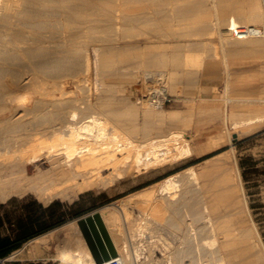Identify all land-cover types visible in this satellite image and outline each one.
<instances>
[{"label": "bare ground", "instance_id": "bare-ground-1", "mask_svg": "<svg viewBox=\"0 0 264 264\" xmlns=\"http://www.w3.org/2000/svg\"><path fill=\"white\" fill-rule=\"evenodd\" d=\"M114 1L0 0V192L2 197L31 191L42 199L50 200L57 196L68 198L71 196H69L71 191L81 192L115 180L135 177L151 169L193 156L192 139L176 129L156 137L153 134V137H145L143 141L138 142L139 131L134 125L136 120H132L134 116L137 118L138 113L135 110L137 107L133 109L134 106L131 104L133 96L125 94V98L117 104L119 106H114L115 103L111 102V97L116 91L123 89V84L127 83L125 81L131 79V81L128 80L130 84L136 81L139 70L143 71L145 80L154 76H159L158 80L164 84L167 80L164 72L155 71L164 62L147 49L151 40L144 37V32H139L134 42L124 43L120 51L123 58L120 59L114 57L116 51L113 52L112 45L102 42L107 34L103 32L104 38L100 35L103 38L99 40L100 44L94 36V40L90 38L92 34L91 36L89 34L94 30L97 31L96 28L113 30L117 28L118 21L114 19L116 13L123 14L125 21L130 25L138 23L143 27L150 20L146 3L152 0H122L123 3H119L120 5L116 4L117 1L113 3ZM177 11L201 15L202 27L209 30L207 33L213 30V22L217 26L215 28H218L221 56H223L222 61L225 67L223 70L227 75L224 84L227 102H245L264 109L263 86L258 87L259 95L254 98L236 99L230 96L232 73L228 62L231 55L238 57L258 55L264 58V10L261 0H199L177 8ZM87 14L91 17L95 15L96 18L93 16L95 19H90L88 15L90 19L88 20L85 16ZM232 18L234 23L259 28L262 34L245 39L229 37L222 30H225ZM121 19L124 21V18ZM60 23L66 31L70 29L69 35L60 34L62 33L59 31ZM151 24L148 26L150 29L156 25L155 23L153 27H150ZM84 28L89 31L86 32L85 29L84 32ZM154 29L159 30V27L155 26ZM133 45L140 49V52L136 51L137 53L133 51L136 54L134 56L129 53ZM90 51L94 55L93 62L90 59ZM192 57H182L178 53L172 55L169 62L173 69L167 82L171 87H174L183 76L185 77L183 69L189 65ZM122 63L130 66L131 63H135L138 70L126 69L127 71L124 70L125 73L120 75L118 65ZM93 65L97 76L95 88L99 95L97 94L96 101L91 102L84 97L85 101L82 100L83 98L80 99L86 104H77L78 100L72 97L74 92L64 91L62 88L63 91H60L59 86L62 84L59 83L71 79L77 88L81 87V82L89 81ZM41 79L51 80L53 87L59 85L55 89L59 88L58 91L63 98L58 97L50 89H44L46 84L42 87ZM11 82L22 86L21 93L14 95ZM187 83L189 84V81ZM50 86L52 88V85ZM165 89L144 88L139 95L141 102L162 107L168 95ZM136 91L135 89L133 92ZM46 95L50 98H46ZM33 100L35 101L31 104ZM123 109L134 115L133 118H130V114V119L123 118L125 113ZM171 114L169 118L174 121L173 125H179L178 111L175 110ZM144 116L148 126L146 135H150L151 127L155 126L156 120L162 119L153 120L154 113L149 111H145ZM263 121L264 112L254 117L235 120L231 128ZM31 168H33L32 173H30ZM186 175H189L188 180L185 179ZM184 179L189 182L192 180V184H198V171L190 167L183 174L177 173L165 178L156 189H150L146 194L145 203L152 201V210L155 214H159L168 206L176 211L181 209L182 205L191 203L194 196L190 187L183 189L181 197L175 194V191L180 190L179 180L183 182ZM119 208L127 222L129 216L124 214L123 208ZM218 208L213 214L206 204L203 208L202 222L187 223V233L184 231L185 234L181 239L182 246L174 248V251L171 248L173 253L167 259L168 264H194L193 262L196 264H264L262 247L258 251H253L252 243L247 244L249 241L246 237L250 227L248 231L247 227L239 231V221L232 217H230L232 219L228 218L230 215L228 216L227 207ZM119 215L121 214L117 207L110 205L93 213L91 217L107 251L112 255H120L124 264H138L137 260L143 252L144 238L151 237L148 220L128 226L127 237L119 228ZM186 216L190 220V211ZM62 230L65 242L62 241L64 245L58 254L61 263L98 264L85 237L78 236L73 225L64 226ZM56 231H51L49 235L55 236ZM121 240L128 244L121 245ZM40 241L43 242V239L41 238ZM187 242L190 243L185 246ZM137 243L139 246H136ZM233 244L238 248L230 252L228 247ZM193 252L196 255L195 261L187 260L186 258ZM208 256L216 258L217 261L210 262ZM237 256L240 257L239 260L235 259Z\"/></svg>", "mask_w": 264, "mask_h": 264}, {"label": "rangeland", "instance_id": "rangeland-1", "mask_svg": "<svg viewBox=\"0 0 264 264\" xmlns=\"http://www.w3.org/2000/svg\"><path fill=\"white\" fill-rule=\"evenodd\" d=\"M115 1H117V5L123 3L122 0ZM115 1L113 3H115ZM192 1L194 3V1L198 2L199 0H152L146 3V5L148 4L146 10L150 18V20L146 22V26L142 27V25L138 23H132V25L135 26L127 24L123 14L116 13L114 19L116 22H119H117V28H114V30L96 28L97 31H92V28V32H89L90 34H85H89L90 36L92 34V37L90 38L93 39L94 36V39H96L98 44L101 43V41L99 43V40H102L107 34L102 42L105 44L109 43L108 45L110 46L112 45L113 52L116 51L114 57L120 59L123 58L120 51H122L124 43L134 42L141 31L145 33L144 37H148L149 40H151L149 43L150 46L147 49L164 62V64L157 67L155 71L164 72V74L167 75L165 84L168 88L165 89L164 82L161 83V81L158 80L159 76H154V78H148L145 80L143 77V71L139 70L137 71L136 81L132 79L134 82L132 81L133 83L131 84V79H128L130 80L129 82L128 80L125 81L127 83L124 82L123 89L116 91L113 94L114 97H111V102L115 103L114 106H119L117 104H120L121 100L124 99L126 95L133 96L131 104L134 106L133 109L137 107V109H135L138 112L136 115L137 118L131 113L126 112L124 109L123 111L125 113H123V118L128 120L129 114L131 119L134 116V119L132 120H136L134 125L138 128V133L141 134H137L138 142L143 141L145 137L151 138L154 135L155 137L165 135L173 129H176L183 132L184 135H187V138L192 139L191 146L194 150L193 156L182 161L151 169L148 172H143L135 177L115 180L112 183L92 187L81 192L71 191L69 193V196H71L68 198L57 196L50 200L42 199L39 198L36 193L31 191L23 194H11L7 197H2L0 192V238H11V242L17 247L4 258L6 259L5 264L60 263L61 261L58 259V254L63 248L64 243L62 241L65 239L62 230L63 227L70 224L73 225L75 231H77L76 234L84 238L78 221L80 219H85L100 209L110 205L117 207L119 210V214H121L119 215L120 226H117H119L127 237L128 226L135 225L142 220H148L151 237L144 238L143 252L141 257L137 260L138 264H168L167 259L173 253L174 248L176 249L179 246H182L181 239L185 232L187 233V223L202 222L203 208L206 204L210 207V211L213 214L217 212L218 207H227L228 216L230 215L228 218H233L239 221V231L246 227L248 231V228L250 227V232L248 231L250 235L248 234L246 237L247 239H245L249 241L247 244L252 243L251 245L253 246L251 250L258 251L262 247V255L264 254V121L256 122L247 126L231 128L232 123L235 120L254 117L263 113L264 109L245 102H227V96L224 93V84L227 75L223 70L225 67L222 61L223 56H221L222 51L221 42L217 32L218 28H215L217 26L212 21L213 30H211L210 33H207L209 30L202 27L201 19L203 18L200 17L201 15L199 16L177 11V8L185 7L188 4H191ZM208 3L211 5V1ZM261 5L263 8L262 1ZM88 15L91 17L90 14L85 16L88 18ZM85 16L84 19L87 20ZM93 16L95 15H92L90 19L96 18V16L95 18H93ZM121 18H124V21ZM90 19L88 18V20ZM149 22L152 24L155 22L156 25L155 23L152 25ZM197 22L199 23L197 24ZM148 23L151 24L150 27H153L154 25L156 28L159 27V30L156 29L155 31V26L150 29ZM137 25L139 27L141 26L139 31ZM62 26L63 25L61 24V28L58 27L60 28L59 31L62 32L60 34L69 35L70 29H67L66 31ZM128 28L130 31H128ZM85 29L86 28H84V32ZM108 30L110 31L109 33ZM88 31L89 30L86 32ZM222 31L226 32L225 30ZM97 33L98 36L101 35L103 38L101 36L98 37ZM110 35L113 36L111 37ZM121 36H123V38ZM106 39L108 40L106 41ZM111 40L117 41L112 42ZM136 48L137 47L133 45L129 49V53H131L132 56L136 55L134 52L140 50L139 48ZM214 50H216V52ZM174 53H178L182 57H193L191 58L192 60H190L191 62H189V65H186L183 69L185 77L183 76L181 78L182 80L179 79V82H177L174 87H171L167 82H169L168 77L173 69L169 60ZM93 57L94 55L92 54V51H90L91 62H93ZM228 62L232 73L230 96L236 99L257 97L259 95L257 92L258 87H264V58L258 55L250 57L231 55L228 58ZM129 66L130 65L125 63L119 64V74L123 75L125 73L124 70L126 69L131 70V68H133V70H138L137 64L135 63H131V66ZM93 69L89 74V81L81 82V87L77 88L71 79L59 83L62 84L63 87L66 86L65 88L61 85L57 86L64 91L67 90L74 92L72 97L73 99L75 98L78 100L77 104H86L84 102L86 98L91 102L96 101L95 99H97L99 93L95 88V78L97 76L95 74L96 68L94 65ZM188 73L189 75H187ZM188 81L190 85L187 83ZM40 83H42V87L46 84L44 89H50L51 92L53 91L58 97L63 98L60 92L63 90L61 89L58 91L59 88L55 89L57 86L53 87V82L51 80L41 79ZM49 84L52 85V88H50L51 86ZM10 85L13 86L11 87L14 95L21 93L22 86H17L16 83L12 82ZM146 87H154L155 89H160L162 87V89L167 90V99L162 107H154L141 102V97H139V95ZM129 89H131V91ZM135 89L137 91L134 93L133 91ZM82 91L84 93H82ZM45 97L50 98L48 95ZM80 98H83L82 100H84V103H82ZM113 99L114 101H112ZM34 101L35 100H33L31 104H33ZM175 110L179 113L178 119L180 121L177 119L179 125H173L174 121L169 118L172 115L171 113ZM145 111L154 113L155 118L153 117V120H156V118L162 119L161 121L156 120L157 122L155 126L151 127L150 135H146L148 126L144 116ZM155 115L159 116L156 117ZM159 129L162 130L159 131ZM190 167H193L198 171L199 183L192 184V180H190V182L185 181V179L188 180L189 176L186 175L183 181L185 183L179 180L181 184L180 190L175 191V194L177 193L176 195H180L181 197L183 189L185 187H190L194 196L193 201L195 202L193 203L192 201L191 203H186L182 205L181 209L176 211L172 208H168V206L159 214H155L152 210V201L145 203L147 199L146 194L150 189H156L165 178L177 173L183 174ZM32 172L33 168L30 170V173ZM195 195L198 196L196 197ZM224 195L226 196L224 197ZM222 198L224 199L222 200ZM120 202L122 206L120 205ZM42 205H45V208H43ZM119 207L123 208L126 216H129L127 222L125 221L124 215ZM234 210H237L239 213ZM189 211L191 215L190 220L186 216L187 213L189 214ZM43 218L44 220H48L49 224L57 222L60 218L64 222L62 225L44 234L29 239L26 238L25 230L27 227L33 228V231L38 230L44 224ZM54 230H57L56 235L50 236L49 233ZM41 238L43 239V242L40 241ZM126 239V241H128V238ZM123 241L124 240H121V245H124L125 243L128 244ZM189 243L190 242H187V244L185 243L184 245L188 246ZM184 245L183 248H185ZM251 245L249 246L251 247ZM136 246H139V243H137ZM236 247L237 245L235 244L230 245L228 250L230 252L233 250L235 251V249L237 250L238 248ZM239 256L235 257V259L239 260L241 257ZM208 257V260L212 263L217 261L216 258L211 256ZM262 257L264 260V255ZM186 259L195 261V253H190ZM193 263L196 264V262Z\"/></svg>", "mask_w": 264, "mask_h": 264}, {"label": "water", "instance_id": "water-1", "mask_svg": "<svg viewBox=\"0 0 264 264\" xmlns=\"http://www.w3.org/2000/svg\"><path fill=\"white\" fill-rule=\"evenodd\" d=\"M78 224L97 263L101 264L107 260L109 254L101 236L98 234L93 218L88 216L85 219H80Z\"/></svg>", "mask_w": 264, "mask_h": 264}, {"label": "built area", "instance_id": "built-area-1", "mask_svg": "<svg viewBox=\"0 0 264 264\" xmlns=\"http://www.w3.org/2000/svg\"><path fill=\"white\" fill-rule=\"evenodd\" d=\"M261 1L264 8V0ZM225 31H226L225 33L233 39H245L262 34L261 30L257 27H251L240 23H234L233 18L231 19L230 23L227 24ZM108 254H109V258L103 261L101 264H124L120 255L118 254L112 255L110 254V252H108ZM5 261L6 259L0 258L1 264H5ZM58 264H64V263L60 262Z\"/></svg>", "mask_w": 264, "mask_h": 264}, {"label": "trees", "instance_id": "trees-1", "mask_svg": "<svg viewBox=\"0 0 264 264\" xmlns=\"http://www.w3.org/2000/svg\"><path fill=\"white\" fill-rule=\"evenodd\" d=\"M63 222L64 221L60 218L57 222H55L53 224H49L48 220L45 219L43 226L41 228H39L38 230L33 231L32 230L33 228L27 227V229L25 230L26 238L29 239V238H33L35 236H39L41 234H44V233L62 225ZM16 248H17L16 245L11 242V238H9V237L0 238V258H5Z\"/></svg>", "mask_w": 264, "mask_h": 264}, {"label": "crops", "instance_id": "crops-1", "mask_svg": "<svg viewBox=\"0 0 264 264\" xmlns=\"http://www.w3.org/2000/svg\"><path fill=\"white\" fill-rule=\"evenodd\" d=\"M209 138H210V137H209ZM209 138H208V140H209ZM42 207L45 208V205H42ZM43 220H44V218H43ZM38 222H39V216H38Z\"/></svg>", "mask_w": 264, "mask_h": 264}]
</instances>
